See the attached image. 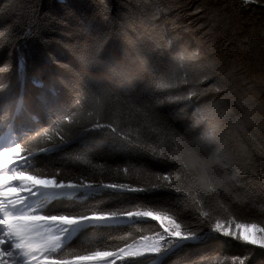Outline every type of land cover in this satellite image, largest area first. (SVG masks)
<instances>
[{
	"label": "trees",
	"instance_id": "trees-1",
	"mask_svg": "<svg viewBox=\"0 0 264 264\" xmlns=\"http://www.w3.org/2000/svg\"><path fill=\"white\" fill-rule=\"evenodd\" d=\"M258 58L264 61V0H0V68L5 69L0 72V110L6 116L15 113L20 90L22 120L18 118L16 124L25 131L54 128L49 120L57 116L49 109L56 104L86 117L98 89L122 99L130 97L139 107L151 106L156 119L184 137L181 151L188 162L198 160L215 167L217 152L226 161L227 168H216L211 174L214 179H234L223 181L227 191L218 190L215 196L208 192V204L214 206L216 196L236 201L243 215L257 219L264 214V119L253 115L255 108L264 106V90L253 97ZM94 59L110 64L114 71L98 70L99 65L89 63ZM260 77L264 78V70ZM230 78L238 81L240 92L230 89ZM182 79L190 83L157 87L162 80L177 83ZM34 81L44 87L38 88ZM53 83L55 102L50 92ZM209 88L219 91L157 105L158 100ZM77 98L82 108L76 105ZM110 118L106 106L101 122ZM121 128L127 131L125 125ZM65 131L79 137L82 128L67 126ZM209 135L211 142L202 139ZM83 159L108 169L105 182H123L113 176L118 166H146L153 171L172 167L105 130L83 134L63 151L40 154L36 167L46 172L63 167L76 173L84 167L79 163ZM198 174L199 168L186 185L195 189ZM175 195L162 193L157 199L170 202ZM52 209L54 213L64 210L55 204ZM154 228L159 230L156 222L142 223L110 235L151 234ZM101 235L109 233L102 230ZM79 246L80 238L71 242L72 248ZM233 256L246 258L245 264H264V249L223 237L149 257L143 264L154 260L156 264H214Z\"/></svg>",
	"mask_w": 264,
	"mask_h": 264
},
{
	"label": "snow or ice",
	"instance_id": "snow-or-ice-1",
	"mask_svg": "<svg viewBox=\"0 0 264 264\" xmlns=\"http://www.w3.org/2000/svg\"><path fill=\"white\" fill-rule=\"evenodd\" d=\"M98 46L102 45L98 42ZM89 63L99 65L100 71L113 70L110 64L98 59ZM2 71L5 69L0 68ZM34 83L38 88L44 87L38 81ZM189 83L187 79L177 83L162 80L157 87L178 88ZM210 91L219 89L189 91L186 97L158 100L157 105L190 100ZM50 92L55 102V83ZM75 103L83 107L78 98ZM106 106L111 118L102 123ZM21 107L22 103L14 114L7 116L0 110V264H143L149 257L166 256L213 237L230 238L245 246L264 249V214L258 219L249 218L235 207L236 201H225L218 196L214 206L207 203L208 192L215 196L218 190L227 191L223 181L234 179L227 176L214 179L211 174L216 168H227L226 161L217 152L215 167L198 160L188 162L181 151L184 137L177 136L156 119L151 106L142 108L130 97L122 99L98 89L93 110L86 117L82 112L56 104L49 109L57 116L55 121L49 120L55 123L54 128L27 131L16 124ZM122 124L127 131L121 128ZM67 126H80V136L66 132ZM100 130L136 143L153 160L170 162L171 169L153 171L146 166H118L113 176L122 178L123 182H105L104 173L108 169L88 159L79 161L84 167L76 173L65 172L63 167L52 172L36 167L40 154L63 151L83 134ZM31 131L36 132L35 136L28 135ZM202 139L212 141L210 135ZM197 168L194 189L186 181ZM138 193L145 195H134ZM162 193L176 195L165 202L157 199ZM102 196L109 200H103ZM53 204L64 210L54 213ZM151 222L159 227L152 229L151 234L138 231L134 236L131 232L118 237L110 235L125 226L134 228ZM102 230H107L109 235H101ZM76 238H80V246L72 248L71 242ZM245 261L246 258L233 256L214 264H245Z\"/></svg>",
	"mask_w": 264,
	"mask_h": 264
},
{
	"label": "rangeland",
	"instance_id": "rangeland-1",
	"mask_svg": "<svg viewBox=\"0 0 264 264\" xmlns=\"http://www.w3.org/2000/svg\"><path fill=\"white\" fill-rule=\"evenodd\" d=\"M257 63H256V67H255V79H257V84H255V89H256V93L255 95L253 96L254 98H257V93H259L260 89L264 90V78H261V71L264 70V61L260 58H258L257 60ZM238 81H235L234 79L230 78L229 79V86H230V89L235 92V93H238L241 91L240 89V85L237 83ZM227 86V85H226ZM236 88H238V92L236 90ZM239 95V94H238ZM255 101H252V103H254ZM249 107V106H247ZM264 106H259V108H255V113L253 115H255L254 117L257 119H259V116L260 117H263L264 119V108H262ZM261 108V109H260ZM253 112V110H252ZM261 122V121H260ZM263 123L264 125V120L261 122Z\"/></svg>",
	"mask_w": 264,
	"mask_h": 264
},
{
	"label": "bare ground",
	"instance_id": "bare-ground-1",
	"mask_svg": "<svg viewBox=\"0 0 264 264\" xmlns=\"http://www.w3.org/2000/svg\"><path fill=\"white\" fill-rule=\"evenodd\" d=\"M190 137V136H189ZM189 254V253H188Z\"/></svg>",
	"mask_w": 264,
	"mask_h": 264
}]
</instances>
